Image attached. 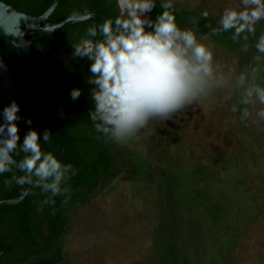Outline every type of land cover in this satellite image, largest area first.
<instances>
[{
    "label": "rangeland",
    "instance_id": "1",
    "mask_svg": "<svg viewBox=\"0 0 264 264\" xmlns=\"http://www.w3.org/2000/svg\"><path fill=\"white\" fill-rule=\"evenodd\" d=\"M172 3L206 12L214 27L225 8L240 6V0ZM193 31L198 39L205 35ZM209 38L214 60L231 74L229 85L167 120L150 119L125 141L113 140L156 173L142 180L117 170L91 188L67 215L60 264H164L157 258L167 252L157 248L169 236L182 243L184 251L174 255L181 264H264V122L238 123L240 114L232 111L236 76L257 65L242 47ZM241 127L246 132L238 137ZM171 220L173 236L159 240L157 229Z\"/></svg>",
    "mask_w": 264,
    "mask_h": 264
},
{
    "label": "clouds",
    "instance_id": "2",
    "mask_svg": "<svg viewBox=\"0 0 264 264\" xmlns=\"http://www.w3.org/2000/svg\"><path fill=\"white\" fill-rule=\"evenodd\" d=\"M117 4L119 14L114 19L88 27L86 36L72 44L73 59L91 61L88 82L94 107L88 116L97 132L125 141L150 119L167 120L229 85L231 74L214 60L207 43L209 35L198 39L192 29L179 26L171 11L172 0H161L163 10L154 19L150 14L155 0H117ZM262 20L264 0H240L238 8L224 9L211 36L231 31L234 42L247 41ZM255 47L264 54V34ZM247 50L244 44L242 51ZM260 71L246 68L235 78L233 91L238 90L239 99L232 111L239 112L242 121L264 122V85L257 83ZM80 95L79 88L71 89L73 101ZM18 112L19 105L13 100L0 113V174L12 171L17 164L14 154H22L17 166L25 174L12 180L20 185L34 183L52 196L62 194L66 191L62 183L76 171L71 164L64 165L52 153L42 151L40 140L48 139L47 131L41 136L29 129L21 142Z\"/></svg>",
    "mask_w": 264,
    "mask_h": 264
},
{
    "label": "trees",
    "instance_id": "3",
    "mask_svg": "<svg viewBox=\"0 0 264 264\" xmlns=\"http://www.w3.org/2000/svg\"><path fill=\"white\" fill-rule=\"evenodd\" d=\"M0 1L17 11L38 15L51 0ZM155 4V9L150 14L152 19L163 10L161 0H155ZM171 11L174 12L181 27L188 25L193 30L209 35L223 44L232 43L240 47L247 44V53L256 62L257 68L261 69L257 82L264 83V54L259 53L255 47L259 36L264 34V20L255 26V34H249L247 41L241 38L234 42L231 33L211 36L213 23L209 21L208 16L194 9L173 3ZM83 14H88V17L62 25L97 22L95 26L98 27L105 19H114L118 12L114 0H62V8L51 24L68 16ZM86 30L79 32L73 29L60 40H38L42 56L32 54V71L46 81H35L37 87L29 90L24 114L44 132H48L52 145L61 151L58 160L64 165L71 164L76 174L62 183V189L66 191L60 195L44 193L33 183L28 184L26 193L16 204L0 203V246L4 252L3 257L0 256V264H60L59 242L67 215L84 201L91 188L102 180L111 178L117 170L126 171L124 174L129 179H153L156 173L150 163L139 154L125 146L117 148L112 139L97 132L88 116V112L94 107L91 85L88 83L91 61L79 57L73 59L71 55L72 44L85 37ZM256 56L261 57L260 61L255 59ZM73 88L81 90L80 97L75 101L70 97ZM240 122L243 121L239 117L238 123ZM241 129L238 137L245 135V129L242 127ZM26 132L22 128L19 130L21 142ZM171 134L172 137L174 132ZM40 145L42 151L52 153L42 140ZM55 153L58 158V152ZM121 157L128 160L129 164L119 163ZM21 158L22 154H14L16 161L19 162ZM22 188L23 185L12 180L7 173H3L0 177V200L17 196ZM6 223L8 232L16 237L15 245H11L5 237ZM164 227L156 231L159 240L170 234L173 236L175 229L173 220L171 225ZM159 240L158 242L162 243ZM167 240L163 248L160 244L157 248L158 254L165 255L167 252V257L165 259L158 255L157 261L164 259V264H181V260L174 258L178 256L174 255L184 251L180 247L182 243L179 244L177 238L170 236Z\"/></svg>",
    "mask_w": 264,
    "mask_h": 264
},
{
    "label": "water",
    "instance_id": "4",
    "mask_svg": "<svg viewBox=\"0 0 264 264\" xmlns=\"http://www.w3.org/2000/svg\"><path fill=\"white\" fill-rule=\"evenodd\" d=\"M61 8L62 0H51L40 14L30 15L0 1V113L6 105L15 100L19 105V119L16 121L19 130L22 128L28 131L34 128L41 136L44 131L24 114L29 90L37 87L35 81H46L32 71V54L42 56L38 40H60L73 29L80 32L97 23L80 22L62 25L65 22L86 19L88 14H83L68 16L51 24ZM41 140L56 158L55 151L58 152L57 159H60L61 151L52 145L49 137L47 140L43 138ZM16 162L17 164L12 166V171L6 172L11 177L25 174L17 166L18 161ZM2 175L3 173L0 177ZM27 187L26 182L17 196L2 199L0 203L16 204L23 198Z\"/></svg>",
    "mask_w": 264,
    "mask_h": 264
},
{
    "label": "flooded vegetation",
    "instance_id": "5",
    "mask_svg": "<svg viewBox=\"0 0 264 264\" xmlns=\"http://www.w3.org/2000/svg\"><path fill=\"white\" fill-rule=\"evenodd\" d=\"M5 226H4V231H5V234H6V239H7V241L11 244V245H15V239H16V237L14 236V235H12L11 234V232H8V224L6 223V224H4ZM3 254H4V252H3V248L0 246V256H2L3 257Z\"/></svg>",
    "mask_w": 264,
    "mask_h": 264
}]
</instances>
